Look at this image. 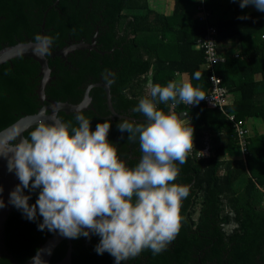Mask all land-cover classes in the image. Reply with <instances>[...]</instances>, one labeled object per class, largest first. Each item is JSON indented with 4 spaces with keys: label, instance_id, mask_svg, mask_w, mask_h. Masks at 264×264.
Instances as JSON below:
<instances>
[{
    "label": "trees",
    "instance_id": "16d2710c",
    "mask_svg": "<svg viewBox=\"0 0 264 264\" xmlns=\"http://www.w3.org/2000/svg\"><path fill=\"white\" fill-rule=\"evenodd\" d=\"M54 1L0 0V48L16 42L34 41L42 23L44 36L53 38L51 49L70 40L90 42L94 39L96 50H74L64 60L47 57L48 67H54L50 75L55 76L44 90L47 98L76 103L86 84L101 81L109 89L113 110L139 119L134 122H142L144 117L132 109L141 97L149 95L144 94L143 87L148 75L150 84L164 86L173 81L175 71H185L192 85L203 94L206 92L208 70L201 66V50L192 49L195 38L204 33L203 21H195L199 33L191 38L186 39L182 32V40L176 41L174 53L168 54V47L160 38L162 30L148 24L150 10L146 8L145 0H57L52 5ZM179 1L175 0V9L179 8ZM210 11L206 21L214 26L215 39H219L221 24L211 18L213 9ZM155 15L159 24L169 19L162 14ZM255 30L263 31L262 37L251 47L243 48L245 60L229 57L221 65L214 64L213 71L221 76L224 84L227 83L229 93H238L229 102L232 94H226L223 108L243 122L252 116L260 118L264 125V19L258 21ZM141 33L151 35L139 39ZM254 33L248 32L244 38ZM37 72V63L27 57L14 58L0 65V125L13 116L34 113L40 107L35 94ZM196 73H200L198 79ZM108 79L114 82L109 85ZM88 95L89 108L80 112L90 120L91 129H95L97 121L108 120L111 122L108 139L114 146H121L119 153L126 150L128 144L139 148L138 141H129L127 134L122 135L117 129L121 119L109 115L103 90L95 86L89 89ZM157 106L165 112L169 110L168 105L157 102ZM174 111L177 115L186 111L194 130L192 151L185 164L177 162L179 175L174 181L190 189L187 198L182 200L179 233L171 246L161 253L153 255L150 250H145L121 264H188L197 259L206 264H264V205L259 204L260 193L254 186L255 181L264 185V132L248 136L244 159L240 155V158L225 161L224 151L237 149V146L231 123L223 112L203 102L192 108L180 103ZM56 115L70 123V131L72 126H78L72 113L57 112ZM208 130L222 133L224 141L212 147L207 156H199L197 152L203 148V137ZM137 154L141 156L140 151ZM239 177L242 185L234 187L233 182ZM24 193L29 196L31 205L35 203L39 189H24ZM195 203L198 208L193 218ZM41 221L39 214L35 220H28L19 209L10 205L0 243V253H6L0 254V264H21L33 254L48 235L47 229L38 230ZM99 239L92 233L87 240L83 236L70 238L71 262L115 264L107 252L97 254L95 251ZM64 251L62 240L52 263L58 261Z\"/></svg>",
    "mask_w": 264,
    "mask_h": 264
},
{
    "label": "clouds",
    "instance_id": "9594fccd",
    "mask_svg": "<svg viewBox=\"0 0 264 264\" xmlns=\"http://www.w3.org/2000/svg\"><path fill=\"white\" fill-rule=\"evenodd\" d=\"M241 9L253 6L264 12V0H231ZM244 14L238 19L246 20ZM52 37H35L36 50L46 54ZM200 73L195 74L199 78ZM108 79L107 83H113ZM149 95L141 97L132 109L144 117L142 122L122 118L116 125L127 139L138 141L141 156L134 167L118 158L108 139L111 122L90 120L77 112L78 126L57 118L39 119L24 137L15 127L0 136L9 150L0 147L19 183L9 194V203L28 220L42 217L38 230L47 229L75 239L99 236L97 254L107 252L115 261L139 256L150 250L164 251L179 233L182 200L189 187L174 183L193 148V128L189 120L174 111L180 104L195 105L203 92L188 80L170 81L162 86L149 84ZM150 97V98H149ZM128 99H132L128 96ZM157 102L168 105L165 112ZM24 189H39L34 204ZM2 191V189H0ZM4 202L0 198V208ZM33 264H44L39 254Z\"/></svg>",
    "mask_w": 264,
    "mask_h": 264
},
{
    "label": "water",
    "instance_id": "95a60500",
    "mask_svg": "<svg viewBox=\"0 0 264 264\" xmlns=\"http://www.w3.org/2000/svg\"><path fill=\"white\" fill-rule=\"evenodd\" d=\"M57 2L55 0L52 5ZM43 23L41 24V26ZM43 37V36H42ZM37 41H23L16 42L12 45L3 46L0 48V65L5 62H10L11 59L14 58H30L35 61L38 65V73L39 76L38 84L35 88V94L37 97V101L40 104V107L36 109L34 113L31 114H23L20 116H13L6 122L0 125V136H4L6 133L13 130L15 127L16 130H19L24 137H28L29 131L31 127L34 126L35 122L39 119H47V118H57V112L64 113H72L76 116L77 112L85 110L89 108L90 104V96L88 95L89 89L92 87H100L104 92L105 104L106 108L113 116L116 117H124L122 115L114 112L111 102L109 89L106 84L102 82L88 83L83 87V92L80 100L77 103H69L67 101H59L48 99L44 94V88L47 82L52 78L49 76V67L47 65V57H60L62 59L65 56L72 52L73 50H81V49H95L94 39L92 38L89 43L77 41L75 43H69L60 48H54L48 50L46 54H40L36 50ZM109 52V51H108ZM100 53H103L100 51ZM186 115L185 111H182L178 114L181 118ZM0 147H3V150H9L6 146L3 145V142L0 141ZM19 183L18 177L15 175L14 171H9L8 168V160L4 156H0V198H2L4 202V207L0 208V243H1V234L3 229V222L10 210L9 203V194L15 188V186ZM64 240L65 242V251L63 256L58 260L52 263L51 259L54 255V252L59 245V243ZM6 252H2L0 254H5ZM71 253V242L70 238H66L60 235L58 232H49L48 235L44 238V240L37 245L36 250L33 254L25 259L21 264H33V257L39 254L40 259L44 262V264H73L70 259ZM11 261V257H9Z\"/></svg>",
    "mask_w": 264,
    "mask_h": 264
},
{
    "label": "crops",
    "instance_id": "0c3cea01",
    "mask_svg": "<svg viewBox=\"0 0 264 264\" xmlns=\"http://www.w3.org/2000/svg\"><path fill=\"white\" fill-rule=\"evenodd\" d=\"M178 3L179 8L175 9V0H145L146 8L150 10L147 18L148 24L152 27H160V30H162L160 32L162 34L160 38L163 43L167 45L168 48L166 49V52L168 54L174 53L173 50L176 47V41L179 39L182 40V32H184L183 36L186 39H189L194 34L199 33L197 28L198 20L194 17L196 7L199 3H201L203 9L207 12V17L209 16V12H211L210 8H212L213 13L211 18L215 21H219V24H221L220 32L218 34L219 39H215L216 50L219 55L225 58V61L229 57L230 59L238 58L241 60H245L246 56L242 52L243 48H249L254 45L255 37L258 34L259 37H262L263 31H256L255 28L258 21L264 19V12L257 11L253 6H248L244 9H241L238 2L233 3L231 2V0H181ZM156 13L162 14L169 19H167L165 23L159 24L156 20ZM244 14H247L249 18L246 20L238 19L239 16ZM195 21H197L196 24ZM181 27L183 28L181 29ZM251 31H255V33L251 37L245 39L244 37L248 32ZM150 35L151 34L141 33L138 34V38L143 39ZM198 36L199 37L195 38V42L192 45V49L194 51L199 50V48H197L196 46V41L201 36L200 34ZM234 55H236V57H234ZM202 63L203 64L201 66L205 70H208L205 67L203 60ZM221 64L222 63H218V65ZM232 74L235 73L233 72ZM185 80L190 81L187 72L181 70L175 71L173 81L180 83ZM148 83L150 84V77L148 78ZM226 84L223 83L224 87L227 90ZM226 94H232V97L230 96V98H228L229 102L233 101L238 93L234 91L229 93V91L227 90ZM182 118L189 120L191 123V118L187 115V112L186 115ZM244 122L248 129L249 137L255 134L260 135L264 132V125L260 118L249 116L244 119ZM208 131L210 133L215 132L212 130ZM224 152L225 155H228L229 153L228 149H226ZM224 159L225 161L228 160L226 158Z\"/></svg>",
    "mask_w": 264,
    "mask_h": 264
},
{
    "label": "built area",
    "instance_id": "2783aa9c",
    "mask_svg": "<svg viewBox=\"0 0 264 264\" xmlns=\"http://www.w3.org/2000/svg\"><path fill=\"white\" fill-rule=\"evenodd\" d=\"M194 17L198 21H203L205 24L204 33L196 41L197 48L202 52L204 65L208 69V75L206 77L207 90L204 93V99L200 102L214 106L223 112L225 118L231 123L235 144L241 154V158L244 159L248 145V129L241 118H236L233 112H228L223 108L224 97L227 90L222 83L221 77L216 75L213 71L214 64L223 63L225 61V58L219 55L216 50L215 28L213 25L207 23V12L203 9L201 3L197 5ZM234 57H236V55H234ZM195 105L186 106L187 108H192ZM254 186L260 193L259 204L263 206L264 185L255 181Z\"/></svg>",
    "mask_w": 264,
    "mask_h": 264
},
{
    "label": "flooded vegetation",
    "instance_id": "af4514ba",
    "mask_svg": "<svg viewBox=\"0 0 264 264\" xmlns=\"http://www.w3.org/2000/svg\"><path fill=\"white\" fill-rule=\"evenodd\" d=\"M40 27H41V29H40V32H39V35L40 36H44V34H43V31H42V28H43V25L41 26L40 25ZM92 39V38H91ZM91 39H90V41H91ZM32 41V40H31ZM35 41V40H34ZM75 42H77V41H75ZM75 42H73L72 40H70V41H66V44H64V45H62V46H65V45H67V44H69V43H75ZM83 42V41H82ZM86 43H89V42H86ZM61 46V47H62ZM94 46H95V43H94ZM54 48H57V47H54ZM54 48H52V49H54ZM60 48V47H59ZM51 49V48H50ZM96 49V48H95ZM81 50H83V49H81ZM87 50H92V49H87ZM74 51V50H73ZM72 51V52H73ZM69 53H71V52H69ZM68 53V54H69ZM67 54V55H68ZM66 55V56H67ZM66 56H65V58H66ZM50 58V60H53L54 58H56V56H54V57H49ZM57 58H60V57H57ZM64 58V59H65ZM60 59H62V58H60ZM64 59H62V60H64ZM49 69H50V71H49V76L50 77H52L48 82H47V84L45 85V88L50 84V81L51 80H54L55 79V76L54 75H50V72L54 69V67H49ZM38 73V72H37ZM38 80H39V76L37 75V84H38ZM98 82H101V81H98ZM103 83V82H102ZM36 84V85H37ZM35 88H36V86H35ZM45 88H44V90H45ZM45 94V93H44ZM46 96V95H45ZM47 97V96H46ZM49 99V98H48ZM77 103V102H76ZM107 109V108H106ZM109 112V111H108ZM115 112V111H114ZM117 113V112H116ZM117 114H119V115H122V116H124V117H116V116H113L111 113H109V115L111 116V117H113V118H117V119H122V118H126V119H129L130 121H137V120H139V119H135V118H133V117H130V116H127V115H125V114H121V113H117ZM57 116V115H56ZM140 120H143V119H141L140 118ZM115 147H116V149H117V154H118V158L119 159H121V160H123L124 162H125V164H126V166L127 167H134L136 164H137V162H138V160H139V158H140V155H138L137 153H138V151H139V148L136 146V147H134V148H132V146H131V144H128V145H126V150H124V151H121L120 153L118 152L120 149H121V146L119 145V144H117V145H115ZM90 235H91V233H90ZM89 235V236H90ZM88 238V237H87ZM87 238L85 237V239L87 240ZM171 244V243H170ZM168 245V247H170L171 245ZM199 260L197 259L196 260V262L194 261V262H188V264H206V263H200V262H198ZM175 264V263H174ZM208 264H211V263H208Z\"/></svg>",
    "mask_w": 264,
    "mask_h": 264
},
{
    "label": "rangeland",
    "instance_id": "374dc122",
    "mask_svg": "<svg viewBox=\"0 0 264 264\" xmlns=\"http://www.w3.org/2000/svg\"><path fill=\"white\" fill-rule=\"evenodd\" d=\"M258 40H259V34L255 37V42H257ZM148 78H149V75L147 76L146 83L143 86L144 87V94H146V95L149 94ZM223 141H224V139L222 137V133L207 132L203 137V145L204 146H203V148H201L197 152V154L199 156H207L210 153V150L212 147H214L215 145H218L220 142H223ZM228 152H229L228 155H225L224 154L225 152L223 153V155H222V156H224L223 158H226V159L240 158L241 154L235 148L233 150H232V148L228 149ZM245 174H246V172H245ZM233 185H234V187H240L242 185V179L239 177L237 180H235L233 182ZM197 200H199V199H197ZM197 208H198V203H195V205L193 207V214H192L193 218L196 216Z\"/></svg>",
    "mask_w": 264,
    "mask_h": 264
}]
</instances>
